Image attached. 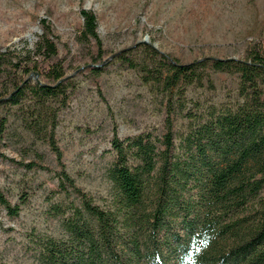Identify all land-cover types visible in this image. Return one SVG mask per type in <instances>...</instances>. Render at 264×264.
<instances>
[{"label":"trees","instance_id":"1","mask_svg":"<svg viewBox=\"0 0 264 264\" xmlns=\"http://www.w3.org/2000/svg\"><path fill=\"white\" fill-rule=\"evenodd\" d=\"M81 15L77 41L92 61L93 74L100 75L107 68V50L98 18L87 8ZM41 25L32 48L0 51V108L11 111L29 102L33 114L24 119L26 128L48 143L60 166L52 192L64 201L50 210L63 234L36 240L38 263L264 264V40L243 58L184 63L144 42L112 56L121 67L138 69L146 83L166 95L167 118L161 136H113L107 170L113 194L103 205L63 163L56 139L58 105L66 103L75 83L66 77V57L60 56L50 23L43 18ZM45 62L50 64L43 72ZM213 72L237 74L238 98L210 104L202 114L188 110V133L177 145L171 115L184 109L182 90L212 83ZM43 75L46 80H39ZM8 115L0 116V142ZM0 205L11 216L21 207L1 188Z\"/></svg>","mask_w":264,"mask_h":264},{"label":"rangeland","instance_id":"2","mask_svg":"<svg viewBox=\"0 0 264 264\" xmlns=\"http://www.w3.org/2000/svg\"><path fill=\"white\" fill-rule=\"evenodd\" d=\"M82 8L96 13L107 50V68L100 75L93 74L92 61L77 41ZM43 18L51 25L60 56L66 57V77L75 83L66 103L58 105L56 139L63 163L78 185L103 205L110 204L113 194L107 174L113 136H161L167 118L166 95L146 83L138 69L123 68L112 56L144 42L184 63L204 57L243 58L264 40V0H0V51L32 48ZM49 64H43V72ZM211 79L182 90L184 109L171 115L177 145L188 133V110L202 114L210 104L237 100V74L213 72ZM8 112L0 142V188L21 207L11 216L0 205V264H39L36 240L63 234L50 210L53 203L64 201L52 192L60 166L48 143L26 128L24 119L31 120L33 114L30 103L11 111L0 108V116ZM31 162L50 169L24 165Z\"/></svg>","mask_w":264,"mask_h":264}]
</instances>
